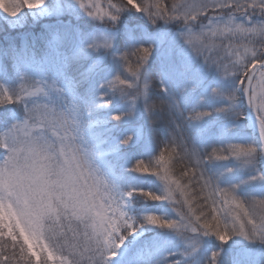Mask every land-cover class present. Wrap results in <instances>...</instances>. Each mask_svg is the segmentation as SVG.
<instances>
[{
	"label": "snow or ice",
	"instance_id": "obj_1",
	"mask_svg": "<svg viewBox=\"0 0 264 264\" xmlns=\"http://www.w3.org/2000/svg\"><path fill=\"white\" fill-rule=\"evenodd\" d=\"M0 32V264H264V0H0Z\"/></svg>",
	"mask_w": 264,
	"mask_h": 264
},
{
	"label": "rangeland",
	"instance_id": "obj_2",
	"mask_svg": "<svg viewBox=\"0 0 264 264\" xmlns=\"http://www.w3.org/2000/svg\"><path fill=\"white\" fill-rule=\"evenodd\" d=\"M9 35L8 33L0 32V46H3L6 44L5 36ZM11 35H16V33H11Z\"/></svg>",
	"mask_w": 264,
	"mask_h": 264
}]
</instances>
